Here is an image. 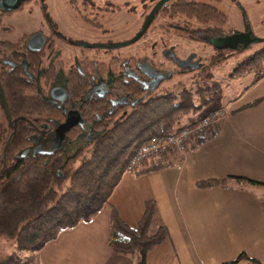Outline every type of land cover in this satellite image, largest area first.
<instances>
[{
	"label": "trees",
	"instance_id": "obj_1",
	"mask_svg": "<svg viewBox=\"0 0 264 264\" xmlns=\"http://www.w3.org/2000/svg\"><path fill=\"white\" fill-rule=\"evenodd\" d=\"M167 13L187 20L178 31L181 36L201 41L218 38L228 21L227 14L217 6L199 0H176ZM247 75L253 76L249 86L264 77V48L231 73L233 78ZM22 82L18 75H3L0 70V85L11 120L8 124L0 122V237L16 240L19 250H29L31 255L9 256L0 264L39 263L41 250L63 230L91 222L110 204L111 195L129 171L130 160L143 144L178 131L193 121L187 120L192 112L214 99L207 82L195 90L183 85L178 92L150 98L140 108L110 120L102 136L92 141L71 139L66 150L42 154L31 150L34 137L47 127L48 118L59 115L47 98ZM217 183V179H204L197 185L205 188ZM158 215L157 201L148 199L137 225L131 226L111 205L108 245L119 254L139 255L140 264H146L148 252L170 237L166 224L152 230Z\"/></svg>",
	"mask_w": 264,
	"mask_h": 264
},
{
	"label": "crops",
	"instance_id": "obj_2",
	"mask_svg": "<svg viewBox=\"0 0 264 264\" xmlns=\"http://www.w3.org/2000/svg\"><path fill=\"white\" fill-rule=\"evenodd\" d=\"M227 104L232 112L214 124L211 137L191 138L184 154L143 163L111 195L110 204L131 226L146 200L157 201V226L166 224L170 237L148 252L146 264H254L249 258L264 264V77L221 105ZM204 179L220 183L199 187ZM110 204L91 222L63 230L37 264H140L139 255L108 245Z\"/></svg>",
	"mask_w": 264,
	"mask_h": 264
},
{
	"label": "flooded vegetation",
	"instance_id": "obj_3",
	"mask_svg": "<svg viewBox=\"0 0 264 264\" xmlns=\"http://www.w3.org/2000/svg\"><path fill=\"white\" fill-rule=\"evenodd\" d=\"M31 1H24L14 10L0 8V26L6 14L23 9ZM161 1L68 0L74 12V22H79L74 27L69 23L68 35L57 30L48 35L42 30L26 34L18 40L0 39V70L3 75H18L21 82L28 83L23 85L34 87L40 95L47 98L59 115L48 118L50 122L42 129L41 134L34 137L35 144L31 150L38 147L48 150L56 137L57 127L66 121L70 111H78L83 124L71 127L65 134L62 147L56 150H66L71 139L78 142L92 141L96 136H102L104 125L110 120L140 108L150 98L163 96L171 91L164 88V82L176 74L187 73L199 67L197 51H191L179 60L178 44L169 43L166 46L167 38L163 33L168 30L178 40H201L179 34L178 31L182 30L187 20L182 17L173 18L167 13V9L176 0L160 4ZM122 15L129 18L122 19ZM139 18L142 26L134 36L123 41L116 40L115 31L121 20L124 21V27H128ZM80 29H85V37L77 36L78 32L82 33ZM35 34L43 40L39 49L29 46V40ZM214 39H222V46H217ZM230 40L224 30L218 38L208 37L202 41L211 43L218 51H222L225 45L231 44ZM59 41L65 43L69 51L59 49ZM123 42L129 43L110 47ZM33 43L35 47L39 45L37 41ZM127 45L135 46V50L130 53L123 51L121 48ZM190 57L193 58L189 63L195 66L183 67L182 63ZM169 74L170 78L163 79ZM155 85L157 87L153 88ZM0 99L5 107L1 85Z\"/></svg>",
	"mask_w": 264,
	"mask_h": 264
},
{
	"label": "rangeland",
	"instance_id": "obj_4",
	"mask_svg": "<svg viewBox=\"0 0 264 264\" xmlns=\"http://www.w3.org/2000/svg\"><path fill=\"white\" fill-rule=\"evenodd\" d=\"M203 1L217 6L227 14L228 21L224 30L227 31L226 35L231 38V44L225 45L222 51H218L211 43L181 38L178 40L175 38L177 36L170 30L163 33L167 38L166 46H169V43L178 44L179 60L185 58L191 51H197L196 58L199 60V67L196 69L187 73L176 74L164 82V88L166 90L171 89L167 93L178 92L183 85L195 90L205 82L213 89L214 99L192 112L190 118L187 119L191 121L211 113L224 103H234L253 76L233 78L231 73L251 54L264 48V0ZM73 13L68 0H32L26 3L23 9L15 10L3 17L0 26V39L18 40L26 34L30 35L42 30L48 35L53 30L68 35L69 23L73 24V27L79 24L78 21V23L74 22ZM128 18L129 16L122 15V19L127 20ZM123 22L121 20L116 27L115 33H117L116 40L118 41L131 38L142 26L140 18L128 27H124ZM80 30L82 33L78 32L77 36L85 37V29ZM57 47L68 50L62 41L58 42ZM121 49L130 53L135 50V46L127 45ZM150 56L153 58L152 54ZM0 122L9 123V117L2 99H0ZM127 173H132V171H127ZM157 228L156 220L152 230L155 231ZM13 255H21L27 258L31 252L19 250L16 240L0 237V261Z\"/></svg>",
	"mask_w": 264,
	"mask_h": 264
},
{
	"label": "built area",
	"instance_id": "obj_5",
	"mask_svg": "<svg viewBox=\"0 0 264 264\" xmlns=\"http://www.w3.org/2000/svg\"><path fill=\"white\" fill-rule=\"evenodd\" d=\"M230 105L220 107L184 126L178 131L162 137H155L143 144L128 164L129 171H135L143 163L166 157L169 153L184 154L187 142L194 137L209 138L213 135V126L230 114Z\"/></svg>",
	"mask_w": 264,
	"mask_h": 264
},
{
	"label": "water",
	"instance_id": "obj_6",
	"mask_svg": "<svg viewBox=\"0 0 264 264\" xmlns=\"http://www.w3.org/2000/svg\"><path fill=\"white\" fill-rule=\"evenodd\" d=\"M24 1L27 0H0V8L3 10H14L17 9ZM167 0H162L160 2V4L162 2H165ZM156 10V8L154 9V11ZM154 11L152 12V14L154 13ZM37 41L39 42L38 46H34L33 42ZM231 41V40H230ZM41 42H43V40L40 39V36L38 34H35L31 37V39L29 40V46L32 49H39L40 48V44ZM217 46L221 47L223 44V40L222 39H214L213 41ZM129 42H123V43H116V44H112L110 45V47H117V46H123L128 44ZM193 57H190L187 61H184L182 63L183 67H194L195 65L190 64V60ZM165 78H170V74L167 75ZM157 87V85H155L153 88ZM77 124H83V120L81 118V115L79 114L78 111H70L69 115L66 119V121L62 124H60L57 129H56V137L53 140L52 146L48 149V150H41L40 147L34 149L35 152L37 153H42V154H52L56 149H59L60 147H62L63 145V140L65 137L66 132L73 126L77 125ZM28 152V150H26L24 154H26Z\"/></svg>",
	"mask_w": 264,
	"mask_h": 264
},
{
	"label": "bare ground",
	"instance_id": "obj_7",
	"mask_svg": "<svg viewBox=\"0 0 264 264\" xmlns=\"http://www.w3.org/2000/svg\"><path fill=\"white\" fill-rule=\"evenodd\" d=\"M227 32V31H226ZM251 42V41H250Z\"/></svg>",
	"mask_w": 264,
	"mask_h": 264
}]
</instances>
